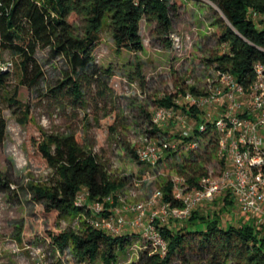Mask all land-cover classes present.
Listing matches in <instances>:
<instances>
[{"label":"rangeland","instance_id":"1","mask_svg":"<svg viewBox=\"0 0 264 264\" xmlns=\"http://www.w3.org/2000/svg\"><path fill=\"white\" fill-rule=\"evenodd\" d=\"M174 1L177 8L171 12L172 31L180 35L182 48L168 45L166 37L156 32L157 22L148 19L142 21L145 43L142 52L117 53L112 33L104 32L94 63L104 74L97 78L92 71L80 74L81 100L68 94L66 88L59 93L52 90L69 67L65 59L53 58L47 49L37 52L45 77L32 88H19L18 98L30 106V113L25 112V107L10 105L5 96L19 84V59L10 51L3 53L4 59L15 62V66L10 72L9 87L0 98V110L8 122L7 136L0 146V171L13 182L10 189L0 190V264H105L102 258L80 262L69 246L61 250L53 242V234L79 230L82 222L79 216L60 218L48 213L43 201L32 191L33 183L45 182L52 175V169L39 151L40 142L47 135L76 133L80 142L93 149L115 177L126 179L117 192L118 204L114 206V201L111 202L108 210H122L129 221L136 215L123 211L125 206L148 202L168 182L182 184L185 178L180 169L186 159L205 158L209 174L214 178L221 174L223 158H209L204 142L195 151H175L171 147L174 139L181 140L178 121L161 126L153 123L154 111L160 107L158 101L166 95L183 102L180 89L196 88L200 93L205 90L215 70L210 59L224 51L218 41L221 27L217 24L223 13L215 3ZM74 21L81 34L82 19L74 18ZM183 113L186 112L179 110V115ZM150 142L168 145L163 148V157L156 166L141 162L133 154ZM224 196L225 193L220 194L212 203L199 208L219 212ZM161 208L160 204L148 207L147 220H152V213ZM99 218L103 219L104 215ZM245 218L237 204L223 213L224 224L234 221L240 225V219ZM186 220L172 219L169 223L183 225ZM100 229L112 234L106 226L100 225ZM123 233H130L133 243L143 245L140 227L126 226ZM188 239L190 244L185 254H177L171 264H217L212 252L201 248L198 235L188 234ZM154 251L157 249L150 245L128 249L119 252L114 264H142L145 256ZM227 264L237 263L231 259Z\"/></svg>","mask_w":264,"mask_h":264},{"label":"trees","instance_id":"2","mask_svg":"<svg viewBox=\"0 0 264 264\" xmlns=\"http://www.w3.org/2000/svg\"><path fill=\"white\" fill-rule=\"evenodd\" d=\"M223 13L217 22L221 30L218 41L224 51L216 53L210 61L215 70L234 74L237 82L249 94L256 80L255 65L264 63V19L253 17L254 11L264 15V0H210ZM174 0H0V60L12 62L13 67L4 70L0 67V98L9 87L11 71L15 62L3 57L5 51L19 59V84L9 91L5 98L12 104L30 106L19 98L20 86L32 88L45 77V71L37 58L39 50H49L53 58L65 59L69 70L52 90H61L81 100L80 74L92 71L93 77L104 74L95 66V55L103 40V34L110 31L116 52H142L145 43L141 33L142 21L157 22V34L165 36L168 45L173 44V19L171 12L176 10ZM74 18L83 22L82 33H78ZM184 89V88H183ZM180 89L183 93L185 91ZM194 93H199L192 88ZM160 106H177L175 96L166 95L158 101ZM195 120L194 136L201 139L198 149L205 143L208 157H219L221 135L210 125L207 131L198 127L204 121L199 109L185 104L181 107ZM8 132V122L0 110V146ZM184 142L190 137L179 135ZM197 149V150H198ZM39 151L52 169V175L45 182L33 183L32 191L43 201L48 213L60 218L79 216L82 222L79 230H69L53 234V242L64 250L71 248L72 254L80 262H95L102 258L105 264L117 262L119 252L131 249L134 237L130 233L112 235L89 223L93 211L89 207L97 201L105 202L104 217L112 203L105 201L112 196L113 205L118 204L117 192L126 179L115 177L99 155L90 147L84 146L76 133L51 134L40 142ZM195 151V150H194ZM135 156L138 154L133 151ZM205 158L186 159L180 169L186 184L193 188L201 178L210 175L205 168ZM225 167L224 159H221ZM11 178L0 171V190L12 186ZM173 182L163 188L164 200L173 207H182L183 202L174 196ZM84 194L86 203L78 205L79 195ZM116 199V200H115ZM220 211H203L197 208L183 225L170 223L157 225L168 240L169 250L165 257L159 251L147 254L142 264H171L177 254H185L190 240L188 234L198 235L201 248L214 255L217 264H227L233 259L237 264H264V225L257 223L252 216L245 215L240 225L234 221L223 223V213L236 204L231 192L223 197Z\"/></svg>","mask_w":264,"mask_h":264},{"label":"built area","instance_id":"3","mask_svg":"<svg viewBox=\"0 0 264 264\" xmlns=\"http://www.w3.org/2000/svg\"><path fill=\"white\" fill-rule=\"evenodd\" d=\"M253 17L264 19V15L256 11ZM171 38L175 48H182L179 34L172 33ZM0 67L8 70L13 67V63L0 60ZM255 69L256 80L249 94L237 82L234 74L214 70L213 77L208 78L203 92L194 93L188 89L183 94V102L175 101L179 107L160 106L154 111L155 125L178 121L182 129L181 135L190 137L186 142L174 139L171 147L175 151H194L201 144V139L194 136L196 124L187 114L179 115V110L185 104L199 109L198 114L204 120L198 124L201 132L207 131L212 124L213 129L221 135L218 154L225 160V167L219 176H205L193 188L186 184L184 178L182 184L174 183V196L183 202L182 207H173L166 202L164 193L160 190L148 202L125 206L123 211L136 215L131 221L122 214V210L119 212L117 209L111 210L109 216L100 219L106 208L104 201H97L89 206L93 211L89 223L96 228H100V225L106 226L116 236L123 235L126 226L140 227L144 243H133L131 249L150 245L162 257L167 255L169 245L155 220L162 225L172 219L186 220L192 211L205 203H212L218 195L226 192L232 193L242 213L252 216L257 223L264 225V63H256ZM162 145L150 142L141 147L137 152L138 159L147 165L156 166L163 157V148L168 146ZM105 201L114 200L109 196ZM77 203H86L84 194L79 195ZM159 204L161 210L152 213V220L148 221V207Z\"/></svg>","mask_w":264,"mask_h":264}]
</instances>
